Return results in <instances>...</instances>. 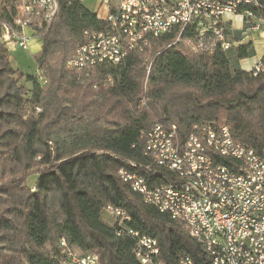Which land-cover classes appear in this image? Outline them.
<instances>
[{"label": "trees", "instance_id": "16d2710c", "mask_svg": "<svg viewBox=\"0 0 264 264\" xmlns=\"http://www.w3.org/2000/svg\"><path fill=\"white\" fill-rule=\"evenodd\" d=\"M18 1L5 0L0 13V264H70L73 248L96 254L100 264H141L129 230L155 238L166 264L185 256L211 264L202 244L146 204L119 171L133 162L150 184L161 182L158 169L148 170L153 164L141 139L154 123L175 124L183 133L222 123L236 141L262 147L264 57L260 71H246L240 62L255 57L252 43L197 52L184 45L196 42L192 31L174 44V30L152 41L149 60L132 53L118 65L78 73L67 63L84 32L106 24L79 0H62L38 38L36 65L46 81L41 85L11 66L1 40L4 25L20 16ZM258 2L254 12L264 18V0ZM225 32L232 42L241 41L242 32L231 24ZM108 207L128 219L109 223Z\"/></svg>", "mask_w": 264, "mask_h": 264}, {"label": "built area", "instance_id": "2783aa9c", "mask_svg": "<svg viewBox=\"0 0 264 264\" xmlns=\"http://www.w3.org/2000/svg\"><path fill=\"white\" fill-rule=\"evenodd\" d=\"M61 1L19 0L20 16L13 25H4L10 38L2 35V42L29 51L53 22ZM258 5V0H103L104 13L97 17L105 28L84 32L67 67L89 75L102 65H118L132 53L145 54L153 40L174 30V44L192 31L196 42H187L194 51L212 52L216 46L227 51L234 45L225 32L233 17L245 24V37L264 34V18L254 12ZM252 70L260 71V65ZM141 139L148 161L167 166L162 178L180 183L179 197L169 196L160 183L150 184L134 171L133 162L119 171L120 179L129 178L133 191L161 214L185 219L194 232L205 234L207 245L202 246L211 264H264V144L253 148L236 141L227 125L208 124L183 133L175 124L154 123L141 132ZM107 213L128 219L113 207ZM128 234L136 240L134 252L141 264H166L155 238L133 230ZM61 245L66 247L65 241ZM68 259L70 264H100L96 254L70 252ZM178 264L193 262L185 256Z\"/></svg>", "mask_w": 264, "mask_h": 264}, {"label": "rangeland", "instance_id": "374dc122", "mask_svg": "<svg viewBox=\"0 0 264 264\" xmlns=\"http://www.w3.org/2000/svg\"><path fill=\"white\" fill-rule=\"evenodd\" d=\"M102 3H103V0H84L83 5L88 10L95 12L98 15H102L104 13V10L102 9ZM4 7H5V0H0V13ZM234 26L236 28L237 27L241 28L242 24H240L237 20H235ZM244 26H245V24H244ZM8 32H9V30L7 29L6 32L3 33V38H10ZM254 34H256V33H254ZM251 35L252 34H250L248 36H251ZM184 45L187 49H189L191 51L194 50L193 46L190 45L187 41L185 42ZM255 46L257 47L256 58L247 59L245 62H243L242 63L243 68H247V69L249 68L250 69L251 65H253V63H255V61H257L256 59L261 58V56L264 55L263 39L261 42L257 41L255 43ZM6 47L8 49L9 60H10L11 66L14 69H19L22 73H24L26 75H34V77L36 78V81L38 83H41V85L46 84V81H45V78L43 77V74L38 70L37 65H36V57H38L40 55L41 47H42V44L38 39H35L32 41L29 51H23L22 49H20L18 47H14V46L7 45V44H6ZM144 55H145L146 59L149 60V58H150L149 52H146ZM261 59L258 62H260ZM231 62L233 64V59H231ZM253 68H251V70ZM26 86L28 87L29 90H32V88H33L32 84H30V83H28ZM65 101L69 102V98H66ZM220 125H225V124L221 123ZM37 178H38V176H36V175L32 176L28 181V185L30 187H33ZM105 219L111 224H113L115 221V218L111 215H108V214H106ZM72 252L75 253L76 255H82L83 254L77 248H73Z\"/></svg>", "mask_w": 264, "mask_h": 264}, {"label": "bare ground", "instance_id": "6f19581e", "mask_svg": "<svg viewBox=\"0 0 264 264\" xmlns=\"http://www.w3.org/2000/svg\"><path fill=\"white\" fill-rule=\"evenodd\" d=\"M9 36H10V31L8 32ZM155 127H164V125L160 124V123H155ZM151 163L153 164L152 168L150 169H158L159 173H156L157 175L160 176L161 182H160V187L165 188V190H169V196L171 197H179V190H180V183H176V181H174V179H170V178H162V174H167V166H165V164H154L153 161H151ZM124 183L130 185V180L129 178H122L121 179ZM131 189L133 190V188L131 187ZM135 193H139V191H134ZM144 199V202L146 203V198L141 196ZM119 212L123 213L122 211L119 210ZM172 220L180 222L184 228V230L188 233V235L195 239L196 241H198L199 243H201L202 245H207V238L205 237V234L203 233H198V232H194L193 231V225L188 224L185 219L179 218L175 215H168ZM157 247H159L158 241H157ZM191 262H193L192 258H191ZM194 264V263H193Z\"/></svg>", "mask_w": 264, "mask_h": 264}, {"label": "crops", "instance_id": "0c3cea01", "mask_svg": "<svg viewBox=\"0 0 264 264\" xmlns=\"http://www.w3.org/2000/svg\"><path fill=\"white\" fill-rule=\"evenodd\" d=\"M231 20H232V29H233V31H238V32H242V37H241V41L240 42H236V41H233V43H234V46H239V45H244V44H248V43H252L253 44V47H254V49H255V52H256V50H257V47L255 46V43L257 42V41H262V39L264 38V34H261V33H256V34H252L251 36H248V37H245V33H243L244 31H245V26H244V23L239 19V18H231ZM235 20H237L240 24H242V27L241 28H236L235 26H234V21ZM264 57V55L263 56H261V58H263ZM253 58H256V55H255V57H253ZM261 58H257L256 60L257 61H255V63H253V65H251V68H253L255 65H257L259 62V60L261 59ZM247 59H245V60H242L241 62H240V66H241V68L243 69V70H246V71H250L251 70V68L249 69H247V68H243L242 67V63L243 62H245Z\"/></svg>", "mask_w": 264, "mask_h": 264}]
</instances>
